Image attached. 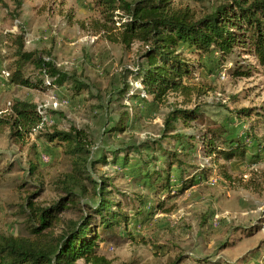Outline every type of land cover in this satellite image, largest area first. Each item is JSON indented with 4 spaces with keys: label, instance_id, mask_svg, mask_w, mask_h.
<instances>
[{
    "label": "rangeland",
    "instance_id": "374dc122",
    "mask_svg": "<svg viewBox=\"0 0 264 264\" xmlns=\"http://www.w3.org/2000/svg\"><path fill=\"white\" fill-rule=\"evenodd\" d=\"M230 1L173 0V4L187 7L200 17ZM99 3L0 0V116H10L17 100L35 102L47 110L43 112L45 125L20 142L14 141L7 126L0 125V237L33 238L22 215L28 197L46 206L62 196L61 181L70 172V159L43 134L74 126L85 130L93 142L92 159L98 160L90 166L93 177L108 178L131 200L136 194L147 200L149 213L143 219H132V234L119 243L101 242L100 251L111 264H264V153L254 148L256 141L247 140L244 158L230 162L219 158L213 164L200 140L207 127L219 126H224L226 136L231 138H244L248 129L264 137V125L257 115L264 112V67L257 65L252 56L240 54V47L220 61V54L214 52L202 59L204 67L198 74L185 79L189 86L186 92L172 91L159 102L150 95L143 100L144 95L137 89L141 85L131 69L142 60L147 46L139 41L125 45L111 40L107 29L100 30L107 21ZM22 33L26 50H50L58 68L76 73L88 82L90 91L72 96L66 84L37 88L11 84L4 71L16 48L14 38ZM113 34L119 37V31ZM182 46L188 58L196 60L197 55L187 45ZM248 64L252 67L249 76L233 73L236 67L246 68ZM34 80L39 76L35 75ZM124 82L131 88L118 100L114 91ZM175 106L199 108L202 122L195 127L181 126V133L198 135L188 160L197 167H208L209 172L198 184L174 194L181 190L179 186L158 209L159 201L167 197L144 183L142 174L133 169L140 163L139 155L132 152L124 165V152L116 163L112 153L158 138L166 114ZM243 108L250 109L251 114H239ZM128 109L130 125L112 134L110 128L119 113ZM216 144L226 147L223 142ZM44 152L51 156L49 162H42ZM102 155L107 156V163L99 160ZM119 192L115 194L121 198ZM63 214L77 216L74 212ZM130 216H134L133 210ZM59 231L57 226L56 234ZM77 263L88 264L83 259Z\"/></svg>",
    "mask_w": 264,
    "mask_h": 264
},
{
    "label": "trees",
    "instance_id": "16d2710c",
    "mask_svg": "<svg viewBox=\"0 0 264 264\" xmlns=\"http://www.w3.org/2000/svg\"><path fill=\"white\" fill-rule=\"evenodd\" d=\"M99 5L107 21L100 30L107 29L111 40L125 45L139 41L147 46L131 74L141 85L137 88L140 94L144 92L154 101L165 99L172 91L186 92L189 86L185 79L198 74L204 67L202 59L213 56L214 52L220 54V61L240 47V54L252 56L257 65L264 67V0H231L200 17L187 7L174 6L173 0H100ZM115 31H119V37L113 34ZM14 43L16 48L6 66L11 84L32 88L66 84L72 96L90 91L88 82L76 73L58 68L50 50H26L23 33L14 38ZM182 45H187L197 55L196 60L188 58ZM242 67H236L233 73L249 76L252 67L249 64ZM35 75L39 80H34ZM130 88L128 82H124L114 91V96L120 100L128 95ZM145 95L141 99L144 100ZM46 111L35 102L17 100L10 116H0V125L7 126L14 141L20 142L45 125L43 112ZM238 113L250 115L251 110L243 108ZM257 115L258 122L264 125V112H257ZM130 120L129 109L120 112L110 128L111 133L127 129ZM200 122L199 108L175 106L166 114L158 138L127 145L112 153V161L116 163L124 152L121 156L124 165L128 164L132 152L139 155L140 163L133 169H137L140 176L142 174L144 183L167 197L159 201L158 209L165 199L182 193L208 176V167H197L188 160L198 135L181 133V126L195 127ZM205 131L199 133L200 140L203 139L204 150L213 164L218 163L219 158L229 162L244 158L247 140L256 141L254 148L264 153V137L260 138L253 129L246 130L244 138L226 136L228 130L224 126L207 127ZM43 137L70 159V172L61 181L62 196L46 206L28 197L22 215L33 238L1 236L0 264H78L79 259L88 264H111L100 251L101 242L119 243L125 235L133 233L132 219H143L149 213L145 196L136 194L131 200L108 178L93 177L90 166L98 160L92 159L93 142L85 130L74 126L69 130L55 128L45 132ZM217 142L225 143L226 147H218ZM254 153L259 155L256 150ZM106 159L107 156L102 155L99 160L107 163ZM179 186L181 190L173 194ZM128 207L134 216H130ZM64 212H74L77 216L67 217ZM57 226L60 231L56 234Z\"/></svg>",
    "mask_w": 264,
    "mask_h": 264
},
{
    "label": "built area",
    "instance_id": "2783aa9c",
    "mask_svg": "<svg viewBox=\"0 0 264 264\" xmlns=\"http://www.w3.org/2000/svg\"><path fill=\"white\" fill-rule=\"evenodd\" d=\"M4 72H5L6 76H9L8 72H6V71H4ZM223 77H224V75H223ZM142 95H145V93L143 92ZM65 100H66V102H68L67 98ZM50 159H51V156L47 152L42 153V155H41L42 162H49Z\"/></svg>",
    "mask_w": 264,
    "mask_h": 264
}]
</instances>
